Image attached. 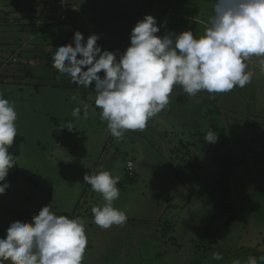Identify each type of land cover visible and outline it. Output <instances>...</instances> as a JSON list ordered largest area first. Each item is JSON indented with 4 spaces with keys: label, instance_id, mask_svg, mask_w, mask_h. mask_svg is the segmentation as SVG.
<instances>
[{
    "label": "rangeland",
    "instance_id": "rangeland-1",
    "mask_svg": "<svg viewBox=\"0 0 264 264\" xmlns=\"http://www.w3.org/2000/svg\"><path fill=\"white\" fill-rule=\"evenodd\" d=\"M129 1L130 9L148 2ZM214 2L199 0L194 7L207 15ZM116 3L117 0H0V94L14 104L18 115V134L9 149L16 165L6 178L10 187L0 195V238L5 237L10 223L31 222L48 205L57 215L84 221L88 244L82 264H190L196 257L200 264H232L234 259L245 264L249 257L259 262L250 251L264 257V147L251 145L256 137L251 133L252 140L243 136L249 134L250 128H261V122L248 128L243 125L248 130L238 132L237 137L231 134L241 164L235 171V191L230 200L236 204L240 198L241 206L236 208L238 216L230 229L223 223L221 198L215 200L212 194L220 166L211 155L199 151L200 177L195 178V161L182 165L175 155L180 147L184 151L178 154L181 157L187 153L186 148L192 153L197 150L193 146V142L200 144L196 133L209 132L211 123L206 112L214 105L220 108L222 122L227 125L233 112L240 119L249 110L264 115V70L259 58L246 61V71H252L254 76L244 88L236 87L214 98L206 91L190 98L181 92L148 121L143 131L129 130L122 139H116L107 130V122L101 120L94 86L78 88L70 83V77L52 67L56 48L72 43L77 30L85 40L98 34L102 50H110L111 44L121 48L120 52L126 50L130 44H115L118 24L112 18L114 13L110 9L112 17L102 16L106 11L97 5L117 8ZM176 3L177 0L151 3L157 24L161 11ZM149 8L141 11L139 20L151 14ZM165 15L158 25L162 33L164 29L170 34L182 28L174 17ZM209 17L208 14L205 27L202 24L193 28L195 38H199L198 33L204 35ZM173 23L177 25L172 27ZM77 107L81 109L79 118L72 115ZM69 123L74 127L72 131L65 127ZM19 138L24 141L20 143ZM129 162L134 164L133 174L128 173ZM100 170L120 178V196L113 206L128 217L124 225L107 230L93 222L91 211L94 206H102L104 200L83 180L85 173ZM26 212L32 216L23 215ZM217 217H222L218 225ZM136 221H147V225ZM164 223L167 228L174 224L166 236L162 235ZM216 252L222 260L212 259Z\"/></svg>",
    "mask_w": 264,
    "mask_h": 264
},
{
    "label": "clouds",
    "instance_id": "clouds-1",
    "mask_svg": "<svg viewBox=\"0 0 264 264\" xmlns=\"http://www.w3.org/2000/svg\"><path fill=\"white\" fill-rule=\"evenodd\" d=\"M159 32L156 18L146 14L131 29L130 45L120 52L102 50L98 34L85 40L77 30L73 42L56 48L52 57V67L70 77V83L82 89L94 86L101 120L116 139L129 130L143 131L169 105L177 85L190 97L206 91L214 98L251 83L252 73L246 71L250 58H259L264 70V0H215L209 27L198 39L190 30L163 37L156 35ZM80 113L77 107L72 115L79 118ZM17 120L14 104L0 94V195L10 187L6 178L16 165L9 149L18 134ZM65 127L74 128L70 123ZM204 140L216 143L218 134L209 131ZM133 172L134 164L128 173ZM119 179L105 170L84 174V183L104 200L91 210L93 222L101 229L124 225L128 219L113 206L120 196ZM87 244L82 219L57 215L47 205L31 222L10 223L5 237L0 238V264H82ZM212 259L223 257L216 252ZM232 264L241 261L234 259ZM245 264H264V257L259 262L249 257Z\"/></svg>",
    "mask_w": 264,
    "mask_h": 264
},
{
    "label": "trees",
    "instance_id": "trees-1",
    "mask_svg": "<svg viewBox=\"0 0 264 264\" xmlns=\"http://www.w3.org/2000/svg\"><path fill=\"white\" fill-rule=\"evenodd\" d=\"M206 113L208 114V117L206 115V118H208L211 123V128L209 131H213L215 134H218V141L212 144L206 143L204 140V137L206 134H202L199 132V133H196V137H199L200 144L198 145L196 142H193V146L197 149L193 151L194 153L190 152V150L185 147L186 143L183 142L182 145L184 146V148H186L187 153L183 154L182 157L179 156L182 152H184L183 148L181 149L180 147L177 149L178 153L175 155L181 159L182 165L184 163L185 164L189 163L190 165L191 161H195L197 171L192 170V173L194 174L195 178L200 177L198 174V171L199 169H201V165H200V162L198 161L199 156L196 155V153H198L199 151H201L202 153H207L211 155L212 158L216 161V163L220 166L219 173L215 178V184H216L215 191L212 194L214 195L215 200H217L218 197L221 198V204H220L221 208L220 209L222 212L223 211L225 212L223 223L225 224L226 227H228V229H230L233 226V224L236 222V218L238 216L236 214V208L241 206L240 198H238L236 204L232 203L230 200L232 199L231 194L235 191V186L233 184V180L236 177L235 171L238 168V165L241 164V162L237 159V156L234 151V148H238V147L237 145L234 144L236 142L233 143V141L231 140V137L233 134L235 137H237V133L240 131H242L243 133L247 132L248 129L246 128L252 125H256V122L259 120L262 125L261 128L259 129L255 127L250 128L248 130L249 134H246L243 137H246L247 139H251L249 136L250 133H251V137L256 136L253 140L251 139L252 140L251 145L258 146V148L262 149L264 147V115L260 116L257 113H253L251 110H249L248 115H246L244 119H240L237 113L233 112V113H230L229 115L228 125H227L226 123L222 122V119H221L222 116L220 114L219 107L214 105V107ZM243 125H245L246 128H244ZM19 139H20V143L24 141L22 138H19ZM15 149H16L15 156L18 157L19 156L18 147L16 146ZM130 176H134V175H129V177ZM215 193H217V195ZM23 215H27L29 217L32 216L29 212L23 213ZM217 219H219L218 222L216 223L218 225L221 222L222 217L220 218L217 217ZM136 222L139 225H147V221H136ZM166 225L164 223L163 225L164 229L162 230V235H165V236L170 234V230L173 228L174 224L173 223L169 224L168 228ZM207 230L208 232H210L209 229ZM158 233H160V229ZM204 237L205 236H203V238ZM203 246H205V248H208L207 246L209 245H204L203 243ZM250 252L256 254L258 258L262 257L259 253H257L254 250ZM196 253L198 256L200 251L197 250ZM200 263H201V260L198 261V257H196L190 264H200Z\"/></svg>",
    "mask_w": 264,
    "mask_h": 264
},
{
    "label": "crops",
    "instance_id": "crops-1",
    "mask_svg": "<svg viewBox=\"0 0 264 264\" xmlns=\"http://www.w3.org/2000/svg\"><path fill=\"white\" fill-rule=\"evenodd\" d=\"M102 2H107L109 0H101ZM143 1V0H141ZM144 1H148L147 4L141 5L136 9H130L132 7V3L129 0H117V3L115 4V6H118L117 8H112V7H104V5L102 4H97L100 8H103L104 11H106L105 15L102 16H106V17H110L112 14H108L109 10L110 12L114 13V18L115 22L118 24V29H114L116 34H115V44H120L121 43H128L130 44V33L128 29L130 28V23H132L134 26L137 23V21H139V16L142 15V10L145 9V7H150V15H153L152 12H154V2H157V5L160 4V2H164V0H144ZM196 1L199 0H177V5H171V7L168 10H162L161 11V18L159 19V21L162 19V17L165 15V18H168L169 16L174 17V20L177 21L178 23L182 24V28L178 31L173 30V33L175 34H179L180 32L185 30H193V28H200V25L204 24V22L208 23V19L207 16L209 14V16L212 15L211 10L213 11V7L210 9L209 13L207 15H204V12L202 10H197L194 7V3ZM170 3H172V0H169ZM175 2V1H174ZM181 2V3H180ZM153 3V5L151 4ZM210 4V2H209ZM109 5H113L112 2L109 3ZM150 5V6H149ZM156 5V6H157ZM214 6V4L212 5ZM193 17V18H192ZM143 19V17H142ZM159 21H158V25H159ZM113 23V22H112ZM177 25L176 23L172 24V27ZM205 27V24L203 25ZM208 26V25H207ZM206 26V27H207ZM111 27V26H110ZM162 30V29H161ZM164 33H162L161 31L159 33H157L156 35L163 37L164 35H168L166 34V29L163 30ZM199 38L201 37L198 33ZM109 38L107 36H104V40L105 42L110 45V42H108ZM119 50L121 51V48H118L116 46H114V44H111V48L109 51H116ZM119 58V57H117ZM252 76H254L253 72L251 71ZM183 92V89L181 86L177 85L174 87L173 89V93L170 96L171 98H174L176 96H179V94ZM184 93V92H183ZM185 94V93H184ZM187 95V94H186ZM199 96V95H198ZM190 98V96H189Z\"/></svg>",
    "mask_w": 264,
    "mask_h": 264
},
{
    "label": "built area",
    "instance_id": "built-area-1",
    "mask_svg": "<svg viewBox=\"0 0 264 264\" xmlns=\"http://www.w3.org/2000/svg\"><path fill=\"white\" fill-rule=\"evenodd\" d=\"M128 169L131 171L133 169V164L132 163H129L128 164Z\"/></svg>",
    "mask_w": 264,
    "mask_h": 264
}]
</instances>
